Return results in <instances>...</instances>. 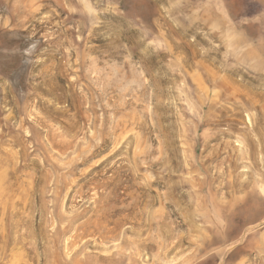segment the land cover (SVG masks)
<instances>
[{"label":"rangeland","instance_id":"374dc122","mask_svg":"<svg viewBox=\"0 0 264 264\" xmlns=\"http://www.w3.org/2000/svg\"><path fill=\"white\" fill-rule=\"evenodd\" d=\"M0 264H264V0H0Z\"/></svg>","mask_w":264,"mask_h":264}]
</instances>
